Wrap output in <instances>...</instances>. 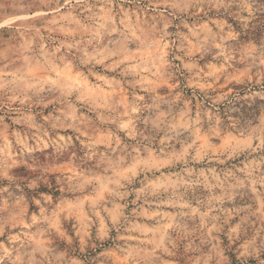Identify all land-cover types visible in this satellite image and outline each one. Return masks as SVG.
I'll return each mask as SVG.
<instances>
[{
    "label": "rangeland",
    "instance_id": "obj_1",
    "mask_svg": "<svg viewBox=\"0 0 264 264\" xmlns=\"http://www.w3.org/2000/svg\"><path fill=\"white\" fill-rule=\"evenodd\" d=\"M0 264H264V0H0Z\"/></svg>",
    "mask_w": 264,
    "mask_h": 264
}]
</instances>
